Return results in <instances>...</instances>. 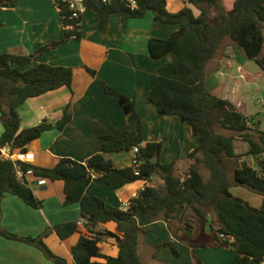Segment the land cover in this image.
Masks as SVG:
<instances>
[{
    "label": "trees",
    "instance_id": "obj_1",
    "mask_svg": "<svg viewBox=\"0 0 264 264\" xmlns=\"http://www.w3.org/2000/svg\"><path fill=\"white\" fill-rule=\"evenodd\" d=\"M130 9L120 0L101 3L87 0L86 8L94 11L103 28L111 16L122 20L142 18L148 12L154 21L174 25L177 30L166 38H149L148 57L159 60L170 55V61L158 69L146 99L158 115L176 116L191 130L197 145L184 161L190 164L181 175L183 162L160 163L161 142H143L142 124L134 98L116 92L102 83L104 93L111 95L122 110L131 115L135 133L116 138L104 135L102 150L84 162L59 158L51 168L0 156V200L4 195L19 198L32 209H40L28 177L62 182V205H78L79 219L46 227L36 236H18L0 226V237L34 247L51 264H68L54 254L44 239L53 234L64 240L78 231L80 221L86 233L79 234L70 247L72 264H141L137 244L145 225L165 222L171 236L195 249L218 247L231 250V264H260L264 261V130L252 129L246 117L230 101L214 95L206 86L205 67L220 43L229 39L245 59L253 60L264 72V0H181L176 12L166 9V0H135ZM14 1L0 0V7H12ZM60 19V37L38 47L25 56L0 54V148L8 145L12 152L24 154L26 146L52 128L46 120L20 129L17 109L27 100L60 88L70 90L72 69L40 63L28 67L43 54L81 38L80 22L67 17L63 3L54 5ZM196 9L195 15L192 9ZM17 65L23 70L13 67ZM91 75L95 71L83 66ZM70 121L68 104L55 124L62 130ZM252 125L257 126L254 122ZM218 125L227 135L216 133ZM239 137L248 146L244 154H235L233 141ZM137 167L115 168L106 153L132 151ZM199 168L207 171L204 178ZM137 170L138 175H134ZM30 171V174H26ZM93 176L113 190L136 181L151 182L129 200L126 211L107 209L104 201L85 194ZM245 187L261 198L260 206L235 197L231 188ZM113 222L116 233L98 230L100 224ZM112 237L117 247L115 256L101 253L99 244ZM168 247L177 255L173 242H162L154 249ZM197 264H202L195 259Z\"/></svg>",
    "mask_w": 264,
    "mask_h": 264
},
{
    "label": "crops",
    "instance_id": "obj_2",
    "mask_svg": "<svg viewBox=\"0 0 264 264\" xmlns=\"http://www.w3.org/2000/svg\"><path fill=\"white\" fill-rule=\"evenodd\" d=\"M10 1H14L12 7H0V54L30 55L38 47L60 37V19L54 4L49 0ZM182 6L181 0H166V9L169 12H176ZM80 26L81 38L78 41L70 40L43 54L28 66L34 67L43 63L70 67L72 82L70 90L60 88L25 102L29 105L26 112L29 123L21 125L23 114H19L20 129L34 126L42 120L54 126L43 131L26 146L20 161L43 168L53 167L63 157L84 162L89 156L101 152L104 142L102 136L122 138L134 135L135 127L131 115L125 113L111 95L104 93L102 83H105L116 92L134 98L142 124L143 142L162 143L160 163L183 162L197 145L190 128L183 126L176 116L158 115L146 99L153 77L171 59L170 55H166L159 60H151L148 57L147 41L149 38H166L177 27L154 21L152 14L148 12L142 18L124 20L111 16L107 24L100 28L91 9L85 10ZM219 63L218 60L217 64ZM83 66L94 70L95 75L91 76ZM13 67L24 69L17 65ZM219 67L220 65L216 70ZM220 98L229 101L227 97ZM66 104L70 121L62 130H58L55 124ZM2 131L0 123V135ZM178 132L183 135L180 137ZM180 138L185 141L179 140ZM239 141L233 142L234 152L244 154L248 146ZM105 156L115 168L121 169L131 164L132 152H111ZM27 179L34 195L41 201L40 209L28 207L15 196L4 195L0 200L1 227L18 236L33 237L48 226L79 219L78 205H62V182L43 180L39 184L40 179ZM159 183L154 178L145 185ZM143 186L144 181H136L113 190L100 182L97 176H93L85 194L102 199L107 209L119 208ZM254 204L257 207L260 203L256 200ZM77 228V233L64 240H59L53 234L44 239L48 248L53 249L68 264H72L70 247L79 234L86 233L80 221ZM97 229L116 233L113 222L100 224ZM142 229L145 233L140 235L137 244L141 264H197L195 259L202 264H231L234 255L231 250L209 247L195 249L192 253L188 246L171 236L162 220L149 223ZM168 241L173 242L177 255L168 247L154 249V246ZM99 247L104 255L113 257L117 253L112 237L104 239ZM36 250L23 243L0 237V264H46Z\"/></svg>",
    "mask_w": 264,
    "mask_h": 264
},
{
    "label": "rangeland",
    "instance_id": "obj_3",
    "mask_svg": "<svg viewBox=\"0 0 264 264\" xmlns=\"http://www.w3.org/2000/svg\"><path fill=\"white\" fill-rule=\"evenodd\" d=\"M189 7L196 15V9L191 6ZM262 54H264V52H262ZM218 60L220 61L219 64H217ZM219 65V69L216 70V67ZM205 68L207 88L217 95V97H227L229 101L235 105L236 109L248 119L247 124L252 129L264 130V72L261 71L259 66L253 60L245 59L243 52L233 47L231 41L226 38L220 43L213 58L207 63ZM27 106L29 105L24 103L17 109L18 115L21 113L23 114L21 125H27L25 123H29V118L26 116V112L28 111ZM178 120L183 126L185 125L188 127L183 121L180 119ZM252 122L257 126L252 125ZM214 131L227 135V132L218 125L214 127ZM178 135L181 137L183 133L178 132ZM179 140L185 141V139L181 138ZM236 140H240V138L235 137L234 141ZM189 164L190 161H184L179 164L177 167L179 168L177 175H181ZM199 170L204 178L208 176L207 171L202 168H199ZM230 192L235 197L248 202L252 206L255 205L254 203L256 200L259 203L261 202V198L258 194L252 193L245 187L231 188ZM257 206L259 207L260 205L258 204ZM51 251L56 254L53 249ZM37 252L41 258L45 260L44 262L46 264H50L39 251Z\"/></svg>",
    "mask_w": 264,
    "mask_h": 264
},
{
    "label": "built area",
    "instance_id": "obj_4",
    "mask_svg": "<svg viewBox=\"0 0 264 264\" xmlns=\"http://www.w3.org/2000/svg\"><path fill=\"white\" fill-rule=\"evenodd\" d=\"M52 4H57V3H63L67 9V17L69 20H72L74 22L79 23L81 21V18L85 12L86 8V2L87 0H49ZM122 1L127 7L130 9H135L137 6V3L135 0H120ZM111 0H101V3H109ZM132 158H131V164L134 167H137V163L135 161V153L137 152L136 148L132 149ZM0 156L5 158V159H10V160H20L22 157V154L18 152H12L9 148V146L6 144L0 148ZM30 171H27L26 174H30ZM134 175H138L137 170L134 171ZM38 183L41 184L43 183V179L38 180ZM145 181H144V186H145ZM143 186V187H144ZM142 187V188H143ZM129 200L126 202H123L121 204V210L126 211L129 207ZM260 264H264V261H262Z\"/></svg>",
    "mask_w": 264,
    "mask_h": 264
}]
</instances>
